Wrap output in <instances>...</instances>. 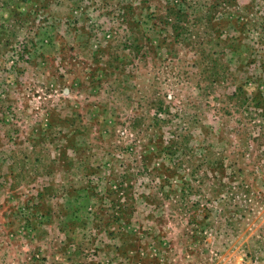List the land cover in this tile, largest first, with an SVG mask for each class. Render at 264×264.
Returning a JSON list of instances; mask_svg holds the SVG:
<instances>
[{"label": "rangeland", "instance_id": "374dc122", "mask_svg": "<svg viewBox=\"0 0 264 264\" xmlns=\"http://www.w3.org/2000/svg\"><path fill=\"white\" fill-rule=\"evenodd\" d=\"M212 3L0 0V211L35 227L0 264H264V0Z\"/></svg>", "mask_w": 264, "mask_h": 264}, {"label": "crops", "instance_id": "0c3cea01", "mask_svg": "<svg viewBox=\"0 0 264 264\" xmlns=\"http://www.w3.org/2000/svg\"><path fill=\"white\" fill-rule=\"evenodd\" d=\"M218 8H221L222 10H225L226 11V13H222V18L224 19V17H225V19H226V21H228L227 20V17L228 16H230V8L228 7V5H226L225 3H223V4H221V5H219L218 7H217V9ZM237 11L238 10H240V7L239 6H237V9H236ZM222 12V11H221ZM219 18V16H218V11L216 12V14L214 15V17L212 18V20L214 19V18ZM207 23H211L209 20H207ZM225 39H227V38H225ZM11 211H8V212H2V211H0V232L1 231H4V230H8V233L10 234L11 233V236L14 234V233H12V229L14 228L15 230H20V232H22L23 234L24 233H28L31 237H33V234H30V233H33V229L35 228L34 226H32V224L34 225V223H30L29 225L27 224V229L28 230H26L25 229V226H24V223L23 222H21V223H19V222H17L16 220H14L15 219V217H16V214H12V213H10ZM31 220V219H30ZM45 226V225H44ZM34 227V228H33ZM36 232H37V230H36ZM11 236L9 237L10 239H11ZM14 238H15V236H14ZM30 240H31V238H29ZM20 242V241H19ZM125 242H127V239H125ZM19 244H21V243H19ZM139 243L138 242H136V246L138 245ZM14 246H16L17 247V249L19 250H22V247H18L19 245H14ZM21 246V245H20ZM11 251V250H10ZM170 258V257H169ZM163 260H166V259H164V258H159V259H156L155 261H156V263H162L163 262Z\"/></svg>", "mask_w": 264, "mask_h": 264}, {"label": "trees", "instance_id": "16d2710c", "mask_svg": "<svg viewBox=\"0 0 264 264\" xmlns=\"http://www.w3.org/2000/svg\"><path fill=\"white\" fill-rule=\"evenodd\" d=\"M223 3H225V4H231V0H213V3H212V5H213V8L214 9H210V12H213V15H211L210 16V18H209V21L214 25V23L216 24V23H218V21L217 20H220L219 18H214L213 20H214V22H213V20H212V18L214 17V15L216 14L215 13V10H216V8L219 6V5H221V4H223ZM227 20H228V23L229 24H233L234 26H237V25H239V20H238V18L236 17H233V15L231 16H228L227 17ZM224 21H226V19L224 18ZM228 38H230V36L228 37ZM230 40H228L227 42H229ZM232 43V45L231 46H236V45H238V41H235V42H231ZM253 101H254V105L257 107V108H261V107H263V105H264V98H262V97H255V98H253Z\"/></svg>", "mask_w": 264, "mask_h": 264}]
</instances>
